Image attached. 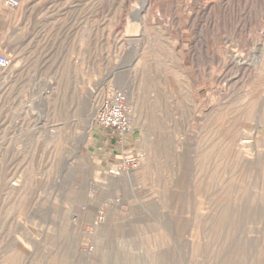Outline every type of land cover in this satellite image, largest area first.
I'll use <instances>...</instances> for the list:
<instances>
[{
  "label": "rangeland",
  "instance_id": "obj_1",
  "mask_svg": "<svg viewBox=\"0 0 264 264\" xmlns=\"http://www.w3.org/2000/svg\"><path fill=\"white\" fill-rule=\"evenodd\" d=\"M0 54V264H264V0H0Z\"/></svg>",
  "mask_w": 264,
  "mask_h": 264
},
{
  "label": "built area",
  "instance_id": "obj_2",
  "mask_svg": "<svg viewBox=\"0 0 264 264\" xmlns=\"http://www.w3.org/2000/svg\"><path fill=\"white\" fill-rule=\"evenodd\" d=\"M4 5L9 8H17L19 0H4ZM10 59L0 54V68L9 67ZM93 124L103 136L116 146L114 165L110 169L112 175H120L136 169L144 159L142 151H133L128 147V137L132 128L131 108L128 102L127 92L123 89H113L101 106L94 111ZM103 206L95 213V221L103 219Z\"/></svg>",
  "mask_w": 264,
  "mask_h": 264
},
{
  "label": "crops",
  "instance_id": "obj_3",
  "mask_svg": "<svg viewBox=\"0 0 264 264\" xmlns=\"http://www.w3.org/2000/svg\"><path fill=\"white\" fill-rule=\"evenodd\" d=\"M129 137L128 141L130 142ZM95 143L96 145H98L99 150L103 151L104 153H107L106 151H108L110 155H115L117 153L116 146L111 143L105 136H103L101 132L99 133V136L97 137Z\"/></svg>",
  "mask_w": 264,
  "mask_h": 264
}]
</instances>
